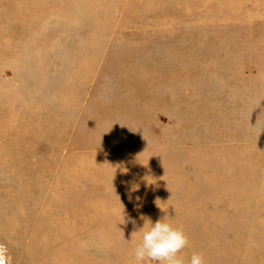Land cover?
<instances>
[{
	"label": "rangeland",
	"instance_id": "obj_1",
	"mask_svg": "<svg viewBox=\"0 0 264 264\" xmlns=\"http://www.w3.org/2000/svg\"><path fill=\"white\" fill-rule=\"evenodd\" d=\"M165 214L264 264V0H0V264H135Z\"/></svg>",
	"mask_w": 264,
	"mask_h": 264
},
{
	"label": "clouds",
	"instance_id": "obj_2",
	"mask_svg": "<svg viewBox=\"0 0 264 264\" xmlns=\"http://www.w3.org/2000/svg\"><path fill=\"white\" fill-rule=\"evenodd\" d=\"M135 188L132 190L135 191ZM141 219L143 225L131 237H139L133 250L135 264H145L146 261L157 264H206L204 255L195 251L185 261L182 252L188 246L189 238L182 227L171 221L169 215L165 214L155 221L145 216H141ZM130 222L135 224V220Z\"/></svg>",
	"mask_w": 264,
	"mask_h": 264
}]
</instances>
